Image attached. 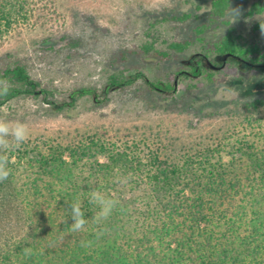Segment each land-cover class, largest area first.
<instances>
[{
	"label": "trees",
	"instance_id": "1",
	"mask_svg": "<svg viewBox=\"0 0 264 264\" xmlns=\"http://www.w3.org/2000/svg\"><path fill=\"white\" fill-rule=\"evenodd\" d=\"M55 1L0 0V37L17 24L47 21ZM237 1L200 0L195 10L152 16L147 40L130 52L180 56L186 64L173 79L147 78L126 65L122 52L102 67L101 88L75 86L62 92L35 77L26 59L6 52L0 56V79L10 82L11 91L0 97V111L14 100L31 98L47 114L72 118L88 103L87 109L106 105L112 91L140 79L152 94L169 100L179 82L189 80L188 93L198 81L215 83L228 65L260 71L262 89L264 41L232 24L230 8ZM261 14L264 0H255L244 15ZM190 20L197 22L194 37L164 39L167 46H157L152 27ZM261 26L264 17L251 30L264 31ZM54 35L43 42L54 48ZM69 36V51L84 44L82 36ZM235 107L244 120L242 130L185 153H165L146 138L133 135L123 141L106 132L66 140L29 138L10 154L15 161L9 165L11 175L0 182V264H264V116H256L264 112V95ZM92 190L118 201L99 225L91 219L98 211L89 203ZM75 202L88 220L79 233L69 231Z\"/></svg>",
	"mask_w": 264,
	"mask_h": 264
},
{
	"label": "rangeland",
	"instance_id": "2",
	"mask_svg": "<svg viewBox=\"0 0 264 264\" xmlns=\"http://www.w3.org/2000/svg\"><path fill=\"white\" fill-rule=\"evenodd\" d=\"M253 1L233 2L229 17L245 35L264 41V31L251 30L264 14L244 15ZM196 2L200 0H56L47 11V21L17 24L1 36L0 56L12 52L26 59L35 77L53 82L62 92L75 86L101 88L105 81L102 67L122 52L129 59L126 65L139 68L147 78L173 79L186 64L180 56L136 57L130 51L147 40L146 24L154 20V14H181L184 7L195 10ZM196 24L193 20L187 24L160 22L152 27V33L157 46L166 47L164 39L194 37ZM50 34H55L54 48L43 42ZM64 34L68 37L61 40ZM70 34L82 36L84 44L69 51L65 46ZM259 72L239 65L224 66L215 83L198 81L197 89L188 93L184 92L189 80L179 82L175 99L169 100L152 94L140 79L131 87L112 91L106 105L87 109L92 106L88 103L72 118L47 114L41 102L20 98L2 108L0 119L25 123L30 139H78L106 132L123 141L133 135L146 138L162 146L165 153H185L242 130L244 120L235 112V105L264 95V88L258 86L262 80ZM256 116H264V112ZM224 156L229 159L228 154Z\"/></svg>",
	"mask_w": 264,
	"mask_h": 264
},
{
	"label": "clouds",
	"instance_id": "3",
	"mask_svg": "<svg viewBox=\"0 0 264 264\" xmlns=\"http://www.w3.org/2000/svg\"><path fill=\"white\" fill-rule=\"evenodd\" d=\"M261 27L264 29V26ZM10 91V82L6 79H0V97L7 96ZM29 138V128L25 123L16 122L13 124L0 119V182L7 180L11 175L9 165L15 161L10 158V154L18 150ZM89 203L98 209L91 218L92 222L97 225L107 221L118 206L117 200L110 199L97 190L90 191ZM70 216L73 221L69 229L70 232L79 233L86 230L88 220L85 218L79 202L70 204ZM25 254H30L28 249H25Z\"/></svg>",
	"mask_w": 264,
	"mask_h": 264
}]
</instances>
